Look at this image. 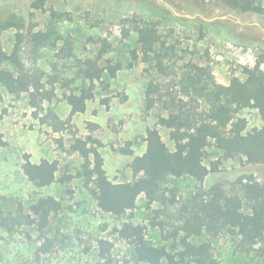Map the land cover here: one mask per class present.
I'll use <instances>...</instances> for the list:
<instances>
[{
	"label": "rangeland",
	"instance_id": "obj_1",
	"mask_svg": "<svg viewBox=\"0 0 264 264\" xmlns=\"http://www.w3.org/2000/svg\"><path fill=\"white\" fill-rule=\"evenodd\" d=\"M34 1L0 0V19L11 14L25 18L22 61L32 71L44 72L43 80L52 73L67 78L65 82L76 79L67 87L58 83L57 96L38 110L30 105L27 93L15 96L0 84V139L5 142L0 145V215L15 213L21 202L28 208L48 195L61 201L62 210L51 220L49 236L54 246L48 253L38 254L44 238L37 225H24L14 232L0 228V264H136L134 247L120 236L119 229L126 222L141 224L149 240L171 247L174 239L166 240L168 233L152 225L157 217L154 210L165 206L154 203L149 207L143 194L137 207L123 215L102 211L82 176L85 160L72 150V145L77 138L93 136L103 144L98 149L110 179L133 180L131 163L147 149L148 128H158L170 149L175 148L170 130L159 123L160 115L169 114L165 101L170 95L164 94L182 95L179 82L191 70V64L201 66L221 85H228L233 76L245 80V66L254 67L264 56V13H244L223 7L217 0H46L43 8L33 7ZM257 2L264 7V0ZM155 7L171 11L183 22L165 24ZM52 10L64 13L58 27L74 38L72 53L62 48L63 41L57 46L41 47L31 38L33 32L46 30ZM145 21L154 25L161 36L148 61L143 58L139 39V27ZM16 34V28L0 34L2 47L9 54L14 50ZM105 49L107 52H103ZM101 55L99 65H107L110 59L123 67L115 77L105 72L102 79L96 80L94 98L87 101L86 111L69 119L71 105L66 94L79 93L91 84L76 77L78 61ZM158 60L163 62L165 72L156 65ZM3 68L16 71L10 60L3 63ZM260 68L264 72V61ZM151 83L157 84L160 91L155 95L156 106L147 110L145 96ZM199 101L207 105L203 99ZM237 116L247 119L248 130L264 126L256 108H244ZM124 148L133 154H125ZM222 154L210 147L207 163L221 160V171L214 181L223 184L229 193L239 188L238 173L253 172L264 178V164L247 163L245 157L227 159ZM28 159L35 163L57 160L59 177L68 175L71 179L39 187L24 173L23 164ZM200 189L208 187L189 177L174 178L166 194H176L181 202ZM179 206L170 212H176ZM164 218L162 214L159 220ZM167 228L170 232L172 225ZM101 240L112 244L106 259L100 255ZM192 240L210 241L219 264H264V254L241 250L229 233L219 237L205 234Z\"/></svg>",
	"mask_w": 264,
	"mask_h": 264
},
{
	"label": "trees",
	"instance_id": "obj_2",
	"mask_svg": "<svg viewBox=\"0 0 264 264\" xmlns=\"http://www.w3.org/2000/svg\"><path fill=\"white\" fill-rule=\"evenodd\" d=\"M244 13H264V7L257 0H217ZM46 0H35L32 5L43 8ZM155 13L169 24L183 20L171 11L155 7ZM64 13L52 10V19L46 30L31 34L33 42L41 47L62 46L72 53L74 38L60 32L58 23ZM191 20L185 19L184 22ZM25 18L11 14L0 19V34L10 28H16V44L11 54L2 47L0 40V84L15 96L24 93L29 95V103L35 109H41L45 101L51 102L56 96V85L62 82L67 87L75 77L65 82L59 74H49L43 80L44 72L32 71L21 59L22 44L25 39L23 28ZM139 39L143 44V58L156 52V45L161 41L158 30L150 22L139 27ZM110 45H108V48ZM64 50V51H65ZM103 52H107L105 49ZM87 58L78 61V78L90 81L88 88L83 87L79 93L71 92L66 98L71 105L69 119L87 109V101L94 98V83L103 78L105 72L111 77L122 69L121 63L113 64L107 60L105 66L99 65V59ZM10 60L15 64L16 71L3 68V63ZM264 56L254 67L245 66L247 78L242 80L233 76L228 85L216 83L209 78L204 69L191 64V70L180 80L184 96L170 95L165 101L168 116L160 115V125L170 130V138L175 148L170 149L158 128H148L147 149L137 155L131 163L133 180L114 182L104 167L105 159L98 147L102 142L89 135L77 138L72 150L79 152L84 158L82 176L86 185L104 212L123 215L138 205V198L145 195L148 206L154 203L164 205L155 209L157 214L153 226L159 227L165 239H174L171 247L153 243L146 236L145 227L141 224L126 222L119 229L120 236L134 247L136 264H219L212 243L203 241L195 243L192 239L205 234L219 237L229 233L237 239L238 247L245 252L256 251L264 254V178H258L253 172L237 174L239 188L232 193L221 183H216L221 160L207 163L209 148L222 151L224 158L245 157L247 163L264 164V126L248 130V121L237 114L244 108H256L264 119V72L261 63ZM160 71L165 72L163 62L156 64ZM159 86L151 83L146 90V108L152 110L156 106ZM162 97V96H161ZM163 99V98H161ZM204 100L206 106L199 100ZM57 116H54L56 118ZM97 126L96 124H94ZM5 144L0 139V145ZM125 154L132 155L131 149H123ZM28 179L39 187L49 186L57 181L66 183L71 176L59 177L60 165L57 160L43 159L38 163L30 159L23 164ZM189 177L208 187L192 193L187 198L177 200V195L166 194L168 184L174 178ZM176 212H170L178 206ZM62 210V203L56 197L48 195L32 202L28 208L21 202L15 213L0 215V228L14 232L18 227L37 225L44 242L38 248V254L48 253L54 246L49 236L52 217ZM164 220H159L161 215ZM172 225V230L167 227ZM108 245V247H106ZM101 257L109 256L112 244L100 241Z\"/></svg>",
	"mask_w": 264,
	"mask_h": 264
},
{
	"label": "flooded vegetation",
	"instance_id": "obj_3",
	"mask_svg": "<svg viewBox=\"0 0 264 264\" xmlns=\"http://www.w3.org/2000/svg\"><path fill=\"white\" fill-rule=\"evenodd\" d=\"M223 7H226L227 5L226 4H221Z\"/></svg>",
	"mask_w": 264,
	"mask_h": 264
}]
</instances>
